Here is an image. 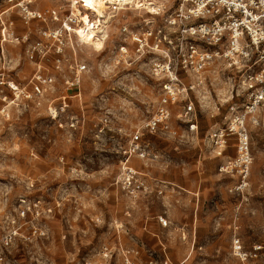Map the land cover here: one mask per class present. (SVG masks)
<instances>
[{
    "label": "rangeland",
    "instance_id": "rangeland-1",
    "mask_svg": "<svg viewBox=\"0 0 264 264\" xmlns=\"http://www.w3.org/2000/svg\"><path fill=\"white\" fill-rule=\"evenodd\" d=\"M54 2L40 4H47L46 9L63 6L59 21L68 5L66 0ZM8 7L0 1V12ZM128 14L129 26L136 30L158 29L163 21L145 23L139 18L143 13ZM128 14L122 13L124 18ZM2 19L14 20L19 33L27 30L16 10ZM118 28L116 22L111 25L106 47L103 40L87 45L73 39L77 55L67 51L66 64L76 60L89 70L83 75L82 97L72 100L68 114L59 120L50 118L47 106L63 93L61 80L41 104H11L12 91L0 86V235L21 227L11 261L125 264L123 250L134 246L139 264H245L234 247L241 240L246 251L262 248L250 264H264V107L255 115L261 125L249 123L252 163L246 189L236 192L239 174L221 170L223 162L238 156L237 140L229 142L223 158L216 157L210 143L213 131L226 127L232 114L247 105L246 71L231 68L225 60L207 70L205 86L191 94L198 133L178 119L177 105L172 133L146 134L153 154L138 160L154 181L167 182L168 188L163 195L133 201L115 185L117 151L156 112L163 80L152 73L156 55L140 58L129 42V56L123 58ZM34 68L24 45L0 44V79L5 75L27 83ZM106 115L111 126L102 133ZM161 218L168 219V227L161 225Z\"/></svg>",
    "mask_w": 264,
    "mask_h": 264
},
{
    "label": "built area",
    "instance_id": "built-area-1",
    "mask_svg": "<svg viewBox=\"0 0 264 264\" xmlns=\"http://www.w3.org/2000/svg\"><path fill=\"white\" fill-rule=\"evenodd\" d=\"M40 1L5 0L9 7L0 12V44L24 45L27 57L36 66L27 83L10 81L5 75L1 77L0 86L13 93L11 104H41L40 100L52 94L55 84L61 80L63 93L48 103L47 110L52 120L65 117L72 100L82 97L83 75L89 70L87 64L77 63L76 60L73 64H66L69 61L67 51H74L77 55L73 39L79 38L88 45L91 40L99 38L106 47L110 40V27L116 22L123 36L124 44L120 48L123 58L129 56V42L140 58L156 55L152 73L163 80L156 112L132 133L126 146L119 145L117 151L120 171L115 185L130 199L139 201L143 197L163 195L168 188L167 183L152 181L133 165L134 158L147 160L150 156L146 134L172 133L173 110L177 105H181L178 119L190 132L198 133L197 106L191 94L198 93L205 86L207 70L216 61L225 60L231 68L246 71L244 83L249 90L248 103L243 110L232 114L226 127L213 131L210 143L220 157L229 142L237 140L238 156L222 165L221 170L239 174L241 184L236 192L247 188L252 163L249 123L261 125L259 120L254 122L253 117L264 107V0H104L108 6L104 17L91 7V1L66 0L68 11L59 21L63 6L44 10L38 8ZM15 10L20 13L22 24L27 28L25 32L16 31L14 20L2 19ZM128 12L143 13L146 17L140 15L139 18L145 23H154L155 19L162 18L161 27L131 28ZM122 13L128 14V17L124 18ZM35 22L41 23V26L34 27ZM188 77H193L194 82L185 81ZM2 92L4 94V90ZM4 100L8 101L9 96L5 94ZM6 105L9 106V103ZM7 109L3 108L2 113ZM73 120L77 124L82 121ZM101 125L102 133L110 130L109 115L103 118ZM22 203L25 206L27 201ZM39 209V204H35V212L39 213ZM22 216L26 217L25 209ZM160 223L164 228L169 226L168 219L161 218ZM20 230L21 227H14L0 235V264H13L10 255ZM234 247L245 264L257 258L262 249L256 247L246 251L241 240H237ZM138 256L136 249L123 250L125 264H139Z\"/></svg>",
    "mask_w": 264,
    "mask_h": 264
},
{
    "label": "crops",
    "instance_id": "crops-1",
    "mask_svg": "<svg viewBox=\"0 0 264 264\" xmlns=\"http://www.w3.org/2000/svg\"><path fill=\"white\" fill-rule=\"evenodd\" d=\"M46 6H48V5H46ZM46 6H45V5L42 6V4H39V5H38V8H41V9H42V7H43V8H46ZM35 71H36V66H35V68H34L33 74H34ZM110 126H111V125H110ZM113 137H115V136H113ZM113 137H112V138H113ZM229 146H230V145H229ZM229 146H228V147H229ZM227 149H228V148H227ZM227 149H226L224 155L226 154ZM224 155H223V156H220V157H218V156L216 155V157H218V158L226 157V156H224ZM230 158H231V157H230ZM230 158H229V159H230ZM226 163H227V162H223V164H226ZM133 165H134L137 169H139L140 171H142L143 173H145V174H146V175H147L152 181H154L153 178L150 176V174H149V173L146 171V169L144 168V165H143L142 163H140L139 160H138L137 158H134V159H133ZM119 171H120V168H119ZM118 174H119V172H118ZM118 174H117V176H118ZM117 176H116V177H117ZM151 180H150V181H151ZM163 183H167V182H163ZM167 184H168V183H167ZM118 188H119V187H118ZM119 189H120V188H119ZM128 214H131V212H129ZM125 248H126V249H135L136 247L133 246V247H125ZM138 260H139V258H138Z\"/></svg>",
    "mask_w": 264,
    "mask_h": 264
},
{
    "label": "bare ground",
    "instance_id": "bare-ground-1",
    "mask_svg": "<svg viewBox=\"0 0 264 264\" xmlns=\"http://www.w3.org/2000/svg\"><path fill=\"white\" fill-rule=\"evenodd\" d=\"M88 1H91V7L92 8H94L95 9V11L98 13V15H101V17L103 16H105V12L107 11V9H108V6L106 5V3H104V0H88ZM47 3H48V1H47ZM47 5V4H46ZM45 5V6H46ZM48 6H46V8H47ZM96 40L98 39V40H101V39H99V38H95ZM80 40V39H79ZM81 41V40H80ZM94 41V39L93 40H91L90 42H93ZM95 43V42H94ZM253 121L254 122H257V118H256V116L255 117H253ZM258 126V125H257Z\"/></svg>",
    "mask_w": 264,
    "mask_h": 264
}]
</instances>
